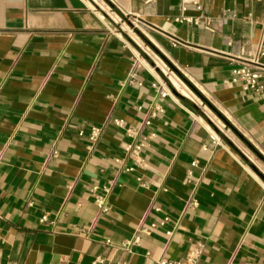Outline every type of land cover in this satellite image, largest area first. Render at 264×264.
I'll return each instance as SVG.
<instances>
[{
  "label": "crops",
  "instance_id": "0c3cea01",
  "mask_svg": "<svg viewBox=\"0 0 264 264\" xmlns=\"http://www.w3.org/2000/svg\"><path fill=\"white\" fill-rule=\"evenodd\" d=\"M95 1L0 0V264H158L196 247L198 264H264V107L224 83L264 36V0H193L204 10L184 14L212 31L177 21L183 0H103L124 27ZM130 75L141 85L122 87ZM154 84L173 93L161 112ZM95 126L92 145L80 133ZM129 127L149 137L134 173ZM109 185L101 213L92 189ZM165 216L179 222L172 237L174 223L138 232Z\"/></svg>",
  "mask_w": 264,
  "mask_h": 264
},
{
  "label": "built area",
  "instance_id": "2783aa9c",
  "mask_svg": "<svg viewBox=\"0 0 264 264\" xmlns=\"http://www.w3.org/2000/svg\"><path fill=\"white\" fill-rule=\"evenodd\" d=\"M256 1L262 2L263 0H256ZM97 2L103 5L107 15L115 23L122 25V27L127 26V23H125L115 14L113 8L109 4H107L103 0H96L95 3ZM192 3L196 6V8L199 11L204 10L202 5L198 4L197 2H194L193 0H183L181 7L182 14L177 19V21L181 23L195 25L197 27L212 31L211 22L209 20L205 18H192L184 14L188 10V6ZM155 57L161 60L157 55H155ZM237 62L239 66L231 71L230 77L226 81H224L225 85H227L228 87H239L247 95L248 98L261 102L264 107V36L258 45H256L250 50H244ZM163 64H164V70L169 75L170 80L172 76L178 77L176 73L171 70L170 67H168L164 62ZM127 85L136 86V85H141V83H138L135 80L134 75H130L128 79L122 83V87H125ZM153 88L157 92V97L153 104V109L155 111L161 112L162 105L165 99L173 95V93L171 92L170 89L163 87L161 84H154ZM173 88L176 90L174 85ZM138 110L142 111L143 107L142 106L138 107ZM115 122L117 125L121 127H125V123L122 120H116ZM150 125H151V121L148 120L144 123V128ZM142 133H143V128H136V127L126 128V134L132 139V141L127 145L125 151L128 158L133 163L131 167L125 169L127 173H134L136 172L137 169H143L146 167V162L144 160L143 154H144V150L147 147L149 137L142 136ZM101 135H102V128L97 126L93 127L89 133H84V132L80 133V136L87 137V139L90 141L92 145L98 142V140L101 138ZM212 140H213V144L216 147L222 145L221 139L217 135H213ZM116 162L120 163L119 160H117ZM138 182L140 183V185L144 187L147 186V184L142 179H138ZM92 193L94 195L95 205L97 206L98 210L101 213H107L110 210L108 199L112 193V185L105 187L95 186L92 189ZM156 211L160 212V209H156ZM47 221H48V216L43 217L41 220L42 223H45ZM171 223H174V227L171 230H168L166 232V235L168 237H172L179 227V222H173V220L169 216L163 217V219L160 222L153 223L150 226L144 227L141 225L138 229V232L146 235H150L152 231H155L158 228H165L167 225ZM139 242H140V238L134 237L133 239H130L122 243L121 250L126 255L131 254L133 248L139 245ZM202 254H203V248L196 247V248H192L189 251V253L187 254L186 258L183 261H173V260H168L166 258H162L160 259L158 264H198ZM1 256L2 253L0 251V257ZM104 263L105 260L102 258H99L96 261V264H104ZM118 264H129V262L127 260H121Z\"/></svg>",
  "mask_w": 264,
  "mask_h": 264
},
{
  "label": "rangeland",
  "instance_id": "374dc122",
  "mask_svg": "<svg viewBox=\"0 0 264 264\" xmlns=\"http://www.w3.org/2000/svg\"><path fill=\"white\" fill-rule=\"evenodd\" d=\"M126 28V27H125ZM155 54V53H154ZM156 55V54H155ZM158 55V54H157ZM159 56V55H158ZM155 57V56H154ZM160 57V56H159ZM161 60L168 66L170 67L165 61L164 59H162V57H160ZM155 59V58H154ZM157 59L155 61H157L158 63H161L162 61ZM163 68V67H162ZM172 70V69H171ZM173 71V70H172ZM178 77L179 75L176 74ZM178 77L176 76H172V81L173 80H178ZM180 78V77H179ZM181 79V78H180ZM181 81L185 84V86L189 89V91L191 92V98H194V99H199L201 102L204 103L203 105V108H205V110L207 111V113L209 114V116L212 118V120L216 123V125H218L219 127H222L225 126V123L218 117V115L210 109V107L181 79Z\"/></svg>",
  "mask_w": 264,
  "mask_h": 264
},
{
  "label": "trees",
  "instance_id": "16d2710c",
  "mask_svg": "<svg viewBox=\"0 0 264 264\" xmlns=\"http://www.w3.org/2000/svg\"><path fill=\"white\" fill-rule=\"evenodd\" d=\"M139 35L147 42L151 45V43L141 34L139 33ZM152 46V45H151ZM179 77L209 106L213 109V111L218 115V116H221L223 118V120L225 121V123L233 128L231 126V124L214 108L212 107V105L207 101V99L187 80L185 79L180 73H178ZM236 131V130H235ZM237 134L242 138V140L247 144L249 145L255 152L256 150L250 145V143L244 138L242 137L238 132Z\"/></svg>",
  "mask_w": 264,
  "mask_h": 264
},
{
  "label": "water",
  "instance_id": "95a60500",
  "mask_svg": "<svg viewBox=\"0 0 264 264\" xmlns=\"http://www.w3.org/2000/svg\"><path fill=\"white\" fill-rule=\"evenodd\" d=\"M175 91H176V90H175ZM176 92H177V91H176ZM212 107H213V106H212ZM210 109L213 110L211 107H210ZM219 118H220L223 122H225L221 116H219Z\"/></svg>",
  "mask_w": 264,
  "mask_h": 264
},
{
  "label": "bare ground",
  "instance_id": "6f19581e",
  "mask_svg": "<svg viewBox=\"0 0 264 264\" xmlns=\"http://www.w3.org/2000/svg\"><path fill=\"white\" fill-rule=\"evenodd\" d=\"M176 85H177L178 87H180V85H179V83H178V82H176Z\"/></svg>",
  "mask_w": 264,
  "mask_h": 264
}]
</instances>
